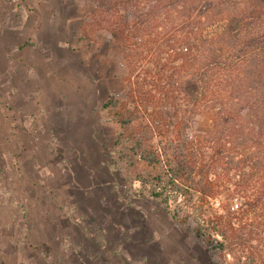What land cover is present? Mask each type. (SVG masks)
<instances>
[{
    "label": "rangeland",
    "instance_id": "obj_1",
    "mask_svg": "<svg viewBox=\"0 0 264 264\" xmlns=\"http://www.w3.org/2000/svg\"><path fill=\"white\" fill-rule=\"evenodd\" d=\"M109 24L94 0H0V264H210L192 228L209 229L230 191L201 207L193 190L164 204L142 185L162 167L115 146L102 109L129 73ZM175 66L172 130L197 93L193 70ZM186 114L189 133L209 131L204 111Z\"/></svg>",
    "mask_w": 264,
    "mask_h": 264
},
{
    "label": "trees",
    "instance_id": "obj_2",
    "mask_svg": "<svg viewBox=\"0 0 264 264\" xmlns=\"http://www.w3.org/2000/svg\"><path fill=\"white\" fill-rule=\"evenodd\" d=\"M94 1L111 36L130 50L123 89L102 104L119 127L114 145L162 167L141 182L164 204L193 190L203 207L229 190L209 229L192 231L210 264H264V0ZM130 5L138 15L133 27L119 11ZM166 48L175 55L162 60ZM180 59L193 70L197 93L172 130L162 106ZM198 109L212 125L195 135L186 113ZM233 197L240 199L235 207Z\"/></svg>",
    "mask_w": 264,
    "mask_h": 264
}]
</instances>
